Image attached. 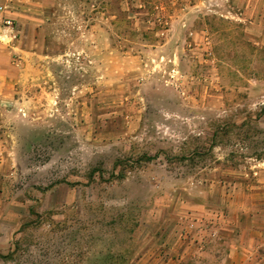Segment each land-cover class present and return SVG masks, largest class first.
<instances>
[{
  "label": "rangeland",
  "instance_id": "1",
  "mask_svg": "<svg viewBox=\"0 0 264 264\" xmlns=\"http://www.w3.org/2000/svg\"><path fill=\"white\" fill-rule=\"evenodd\" d=\"M58 1L0 103V264H236L260 236L213 215L264 177V0Z\"/></svg>",
  "mask_w": 264,
  "mask_h": 264
},
{
  "label": "crops",
  "instance_id": "2",
  "mask_svg": "<svg viewBox=\"0 0 264 264\" xmlns=\"http://www.w3.org/2000/svg\"><path fill=\"white\" fill-rule=\"evenodd\" d=\"M46 2L48 1L0 0V6L5 8V13L0 16V103L11 100L16 87H25L34 80L32 61H29L30 55L38 56L40 49L43 50L45 47L49 28L52 26L48 20L50 15L48 8L51 5L56 6L62 3L60 1L57 3L54 0L49 5ZM252 3L249 2L246 15L250 12L249 8ZM2 16L16 22L15 32L2 27ZM236 16L240 20L249 21L246 17ZM257 22V20L253 23L250 22L249 28L252 30V26L257 25ZM16 55L22 58L20 63L17 60L19 64L14 63ZM0 113L2 114V111ZM260 175L264 174L261 172ZM238 194H242L239 200H237ZM227 204L226 208L229 212L226 215L225 213L213 215L214 227H217V232L225 229L233 234L244 221L246 233L260 236L250 240L246 238V240H242L236 234L232 236L226 242L229 247H232V253L229 255L230 262L264 264V255H256L251 250L256 247L264 248V177L248 185L243 191L231 193ZM233 213L237 214L233 215ZM235 224L237 227L234 226ZM213 242L215 243V241ZM239 251H241L240 254Z\"/></svg>",
  "mask_w": 264,
  "mask_h": 264
},
{
  "label": "built area",
  "instance_id": "3",
  "mask_svg": "<svg viewBox=\"0 0 264 264\" xmlns=\"http://www.w3.org/2000/svg\"><path fill=\"white\" fill-rule=\"evenodd\" d=\"M5 13V8L0 6V16ZM1 25L3 28L9 29L11 32H15L16 30V22L10 18H6L2 16Z\"/></svg>",
  "mask_w": 264,
  "mask_h": 264
}]
</instances>
